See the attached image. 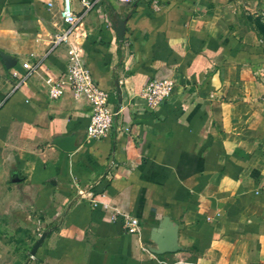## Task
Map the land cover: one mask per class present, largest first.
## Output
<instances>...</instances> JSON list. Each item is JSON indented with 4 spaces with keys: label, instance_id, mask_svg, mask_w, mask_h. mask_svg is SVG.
Segmentation results:
<instances>
[{
    "label": "crops",
    "instance_id": "1",
    "mask_svg": "<svg viewBox=\"0 0 264 264\" xmlns=\"http://www.w3.org/2000/svg\"><path fill=\"white\" fill-rule=\"evenodd\" d=\"M153 1L99 0L53 47L63 0H0V264H264V40L246 17L264 0ZM69 49L119 110L96 141L89 107L44 89ZM153 80L172 84L155 108Z\"/></svg>",
    "mask_w": 264,
    "mask_h": 264
},
{
    "label": "built area",
    "instance_id": "2",
    "mask_svg": "<svg viewBox=\"0 0 264 264\" xmlns=\"http://www.w3.org/2000/svg\"><path fill=\"white\" fill-rule=\"evenodd\" d=\"M81 1L85 12L78 15L72 7L71 0H63V6L58 11L60 30L54 36L53 47L63 44L70 46L71 36L76 25L85 13L94 6V3L99 0ZM120 1L127 3L135 0ZM153 4L155 7H159L157 0H154ZM68 53L66 71L59 76L48 74L45 79L44 89L51 100L61 99L69 93L77 102L85 103L91 111L86 125V137L89 140L96 141L105 137L112 129L119 110H116L111 102L110 91L92 78L90 69L78 53L73 49H69ZM23 67L28 70L29 74H32L38 69V64L26 62L23 63ZM13 76H18V73L14 72ZM171 88L172 84L168 80H153L144 88L142 96L148 101L151 108H155L160 104L162 105ZM2 106L3 100H0V109ZM138 224L137 218L130 217L128 219V227L131 231H134Z\"/></svg>",
    "mask_w": 264,
    "mask_h": 264
},
{
    "label": "water",
    "instance_id": "3",
    "mask_svg": "<svg viewBox=\"0 0 264 264\" xmlns=\"http://www.w3.org/2000/svg\"><path fill=\"white\" fill-rule=\"evenodd\" d=\"M125 25H126V20H122L119 16H117L116 20L113 22L114 30L120 40L123 39L125 33ZM2 57L4 60H6V66L8 67L13 66L14 60L9 55L3 54ZM61 145L66 150H71V147L69 146V144H67L66 141L62 142ZM172 227L173 229L170 230V233L165 235L166 240L157 241V243L160 246L159 249L160 253L174 252L177 249V246L175 245L177 228L176 226H172Z\"/></svg>",
    "mask_w": 264,
    "mask_h": 264
},
{
    "label": "rangeland",
    "instance_id": "4",
    "mask_svg": "<svg viewBox=\"0 0 264 264\" xmlns=\"http://www.w3.org/2000/svg\"><path fill=\"white\" fill-rule=\"evenodd\" d=\"M247 21L253 29L257 31L259 36L264 40V14L256 17L253 14H246Z\"/></svg>",
    "mask_w": 264,
    "mask_h": 264
}]
</instances>
